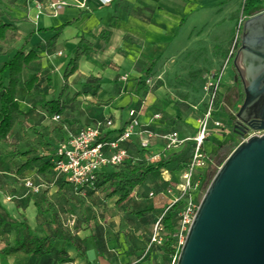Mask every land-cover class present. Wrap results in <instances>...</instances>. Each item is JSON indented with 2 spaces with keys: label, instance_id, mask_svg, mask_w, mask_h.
I'll return each mask as SVG.
<instances>
[{
  "label": "crops",
  "instance_id": "0c3cea01",
  "mask_svg": "<svg viewBox=\"0 0 264 264\" xmlns=\"http://www.w3.org/2000/svg\"><path fill=\"white\" fill-rule=\"evenodd\" d=\"M10 1L23 9L12 8L1 1L6 8V16L13 21L2 19L13 25L16 31L7 35L10 48L0 53V67L12 58L28 37L25 52L33 50L39 57L22 72L23 82L31 75L36 76V82L30 93L24 88H19L17 92L19 108L27 116L20 118L12 130L20 129L15 131V140L22 136L23 128L32 126L28 123L29 118L44 115L43 125L61 126L52 122L51 118L47 120V112L39 106L41 102L46 105L58 99L64 85L63 74L82 36L93 45V51L80 60L78 70L67 81L62 96L66 109L60 115L65 126L76 132L97 120L110 118L114 130H118L128 120L125 110L135 109L141 125L151 123L162 132L176 131L171 130V126L175 118L183 119L182 113L162 108L163 101L158 97L159 85L165 81L167 71L177 68L216 69L227 62L236 37L228 32L234 26L231 24L228 27L229 22L236 12L241 15L242 4V0H111L109 5L100 7L95 0H87L86 3L84 0ZM261 3L264 0H260ZM260 4L253 11L261 8ZM58 5L60 8L56 9ZM38 7L42 14L36 18ZM76 19L74 24L62 31L54 46H45L55 35L53 29ZM103 30L110 31L106 42L98 38ZM147 59H156L148 76L136 71V67L144 69ZM6 77L7 73L4 74V84ZM138 79L144 83L149 81L146 89L136 85ZM153 85L158 87L154 91L151 89ZM155 114L161 115L160 121H153ZM5 145L0 144V147ZM159 147L161 143L156 142L153 150ZM181 154L177 151L172 157L176 159ZM178 159L184 161L185 155ZM0 160H3L1 155ZM141 188L145 186L136 188L126 203L130 207L128 214L156 206L155 203L142 205L138 201L132 202ZM100 194L97 192L88 200L97 199L98 202ZM25 197L24 194L20 199ZM111 199L114 205L115 199ZM133 206L138 209H133ZM160 214L151 212L147 217L130 215L126 230L120 232V216H124L121 212L113 218L114 226L110 232L114 236L109 240L103 225L89 235L79 230L73 232L85 241L83 256L62 241L57 249L67 252L71 259L67 264H169L170 256L163 255L158 246L149 247L148 244L154 231L151 220L154 218L155 223ZM97 243L105 246L106 253L98 252ZM43 262L44 259L22 253L8 255L3 261L0 259V264Z\"/></svg>",
  "mask_w": 264,
  "mask_h": 264
},
{
  "label": "rangeland",
  "instance_id": "374dc122",
  "mask_svg": "<svg viewBox=\"0 0 264 264\" xmlns=\"http://www.w3.org/2000/svg\"><path fill=\"white\" fill-rule=\"evenodd\" d=\"M244 1L245 0H242L241 4V15L239 11L236 12L231 22H229V26L225 24V26L228 27H230L231 24L234 25L231 30H228L232 37H234V35L236 36L239 30V22L243 15ZM0 6V13L3 18L6 19V8L1 3V0ZM260 6L263 7L264 3H261ZM22 30L25 31V28ZM24 43L22 45H24ZM231 62L232 56L230 52L229 60L216 69H173L167 71L165 81L159 85L160 90L158 92V97L163 101L162 108H170L177 114L182 113L183 116V119L175 118L171 130L178 131L181 136H187L194 135L198 129V121L203 116L210 93L209 83L218 78L222 79V85L215 103V120H218L222 125L215 130H211L208 139L204 141L203 150L208 156L209 161L204 171H201L203 177L199 179V188L193 193L194 200L198 204L201 202L207 187L220 166L242 142V138L234 134L232 128L235 120H237L235 117L236 113L243 102V94L241 87L238 88V94L233 93ZM146 85L148 84L146 83ZM156 88L158 87L154 85L151 87L153 91ZM39 107L44 110L46 109L43 102L40 103ZM162 108L160 109L162 110ZM125 111L128 113L127 110ZM46 114L47 120H49L51 115L48 113ZM40 117L43 118L44 116L40 115ZM39 119V117L29 118L28 123L36 125ZM49 126L52 127L53 125L49 124ZM17 130L20 131V129L16 128V130L10 134L9 142H7L5 146L0 147V155L3 156V160H0V185L2 187L0 190V259L2 261L4 258L1 255V251L8 245H14L15 241L18 239L16 224L20 223L23 217L28 220L34 233L39 236L47 235L53 228L51 216L49 214L38 215V206L39 209L42 207L40 194L33 195L31 192H28L23 185L26 180H33L34 173L32 171H27L21 177L16 174L17 168L25 159L14 158L13 145L18 144L20 151L26 150L25 144L21 143L19 139L15 140V131ZM191 145V143L186 144L182 152L183 154L177 156L176 159L171 162V166L167 168L169 171L168 175L165 174L163 177L160 172L149 175L145 188H141L137 196H134L133 203L138 201L142 205L143 203H148L149 205L156 204L153 208L142 210V216L147 217L151 212H155L156 215L160 214V212L166 209L168 205L167 201L177 194L178 191L175 188L181 185L182 180L181 177H177L176 174L181 167L177 170L172 169L177 164L181 165L183 159L179 160L178 158L187 154L192 148ZM108 171H111V169H108ZM197 172H200V170ZM164 179H168L170 182L167 183ZM196 180H198V177H196ZM59 185H63L61 188L65 193H68L67 195L65 194L64 196L62 191L56 195ZM168 185H172L171 194L169 197H163L161 193L169 189V187L166 188ZM67 187H65V183L61 181L58 186L51 185L49 192L52 201L60 211L62 222L65 227L72 232L79 230L89 235V233L92 234L96 232L98 226L103 225L107 229V234L109 235L108 240L112 238L114 236L111 233L114 226L113 218L116 217L117 213L113 208V200L107 197L109 193L108 186L105 185L98 188V192L101 193L98 202H96L97 199L86 200L82 197H75L73 194L70 195L69 187ZM151 189L154 193L153 197L148 196V192L151 191ZM43 190H45V186L42 191ZM24 194L26 195L25 199H20V196ZM80 204H83L85 207V216H81L78 212ZM127 208L130 210L129 206H127ZM140 208L144 207L141 206ZM121 209L123 210V207ZM133 209L136 210L138 208L133 206ZM123 214L125 219H129L127 214ZM151 222L155 224L154 218ZM162 234L164 233L161 232V235ZM56 245V247L59 248V242H57Z\"/></svg>",
  "mask_w": 264,
  "mask_h": 264
},
{
  "label": "trees",
  "instance_id": "16d2710c",
  "mask_svg": "<svg viewBox=\"0 0 264 264\" xmlns=\"http://www.w3.org/2000/svg\"><path fill=\"white\" fill-rule=\"evenodd\" d=\"M8 6L17 9H23L20 6L15 5L10 0H1ZM260 4V0H245L243 5V14H247L253 11V9ZM3 16L0 13V53L3 50L10 48V44L7 38L9 32H15L16 28L13 27L10 23L3 21ZM9 21L13 19L9 16H6ZM79 19V17H78ZM78 19L70 22H66L59 26L58 28L53 29L55 35L46 43V47H52L55 45L58 36L62 31L74 24ZM45 31V30H44ZM31 36V34L29 35ZM91 38L94 36L89 35ZM98 38L104 42L108 41L110 38V31L103 30ZM29 42V37L26 39L24 45L18 48L12 58L8 59L0 67V144H6L8 137L12 133L14 127L18 124L20 118L27 116V113H23L17 101V92L19 88H24L27 93H30L34 83L36 82V76L31 75L28 79L22 81V72L24 69L29 66L31 63L39 60V57L36 52L30 50L25 52L24 48ZM93 51V45L85 39V37H80L79 43L77 45L76 51L73 58L69 61L68 66L63 74L64 85L62 91L57 100L49 101L46 103V112L50 115H62L66 109L64 102L62 101L63 93L67 87V81L70 76H72L78 70V64L84 56H88ZM156 59H147V63L144 65V69L140 70L136 67V71L143 73L145 75H150ZM7 73L6 84H4V74ZM91 79H88L90 81ZM136 85L141 89H146V84L140 79L136 80ZM44 116V115H43ZM36 125L28 127V129L23 128V133L20 138L21 143L25 144L26 150L20 151L18 144L13 145L14 158H24L25 161L17 168L16 174L22 176L27 171H33V177L36 183L45 186L40 194L42 207L39 209L38 206V215L40 214H49L51 216V222L53 228L51 232L47 235L39 236L34 233L33 229L29 225V222L26 218H22L20 223L16 224V230L18 233V239L15 241L14 245H8L1 251V255L5 258L8 255L15 253H22L26 256L44 259L43 264H67L71 262L68 254L63 249H57V242H65L71 245L78 255L83 256L85 251V241L80 240L73 234V232L65 227L62 222L61 214L58 207L52 201L50 197V186L52 185V176H53V165L50 162L51 157L54 154L55 147L58 143H61L64 138V132L58 126H46L42 122L45 120V117H39ZM61 126H65V123L61 121L59 123ZM32 137H31V135ZM123 148L127 149L130 153V158L126 160L122 166L107 171L101 177L98 182L97 189L105 185L108 186L109 193L108 198H114V210L117 213L116 215L123 213L134 216H142L143 211L140 212H130L127 208L126 203L130 199L131 194L136 188L145 186L148 176L160 172L162 168H168L171 165V162L174 161L172 155L168 160H161L157 164H148L144 160V152L139 151L133 142H128L123 144ZM184 150V149H183ZM183 150L179 151L180 153ZM190 151L185 154L184 161L180 164L175 165L172 170H177L188 160ZM139 159V160H138ZM180 165V166H179ZM181 170V169H180ZM61 181L55 183V186H58ZM63 185H59L58 191L56 193H61L65 196L68 193H65L62 190ZM167 188V186H166ZM2 189L0 185V190ZM151 191H153L151 189ZM34 195V194H33ZM38 195V194H36ZM70 195L72 193L70 192ZM69 195V196H70ZM75 196V195H74ZM76 197V196H75ZM74 197V199H75ZM184 205L183 201L176 203L170 210H168L163 218L164 234L163 242L161 245H158L160 252L165 256H170L171 258L177 253V215ZM18 207V206H17ZM123 207V210L121 209ZM78 212L81 216H85V207L83 204H80L78 207ZM130 220L125 219L124 216H120L119 222V231L123 232L126 230V222ZM1 228V224H0ZM97 250L100 254L106 253V248L103 244L97 243ZM154 246V245H152ZM151 246V247H152Z\"/></svg>",
  "mask_w": 264,
  "mask_h": 264
},
{
  "label": "water",
  "instance_id": "95a60500",
  "mask_svg": "<svg viewBox=\"0 0 264 264\" xmlns=\"http://www.w3.org/2000/svg\"><path fill=\"white\" fill-rule=\"evenodd\" d=\"M264 12L243 25V62H264ZM249 85L239 124L264 130V68L246 67ZM234 133L244 139L238 124ZM238 130V131H237ZM175 264H264V135L242 140L218 169L199 203Z\"/></svg>",
  "mask_w": 264,
  "mask_h": 264
},
{
  "label": "built area",
  "instance_id": "2783aa9c",
  "mask_svg": "<svg viewBox=\"0 0 264 264\" xmlns=\"http://www.w3.org/2000/svg\"><path fill=\"white\" fill-rule=\"evenodd\" d=\"M100 7L107 6L111 0H95ZM87 0H84L86 3ZM60 8V5L56 9ZM42 14L41 8H37V15ZM147 84L149 81H145ZM222 79L218 78L209 83L210 93L207 105L202 118L198 121V129L192 136L181 137L177 131L162 132L151 125H141L138 121L137 111L128 110V120L123 126L114 130V123L110 118L97 120L92 125H87L77 130L70 131L66 126H59L64 132L65 138L55 147L50 162L53 165L52 185L63 181L65 187L73 195L88 200L98 192L97 185L103 174L108 169H115L123 165L130 158V153L123 148V144L133 142L135 147L144 152V160L148 164H157L161 160H168L172 154L184 149L186 144L191 143V150L188 160L177 172L182 183L177 186V194L168 200L166 209L158 216L154 224V231L149 240V247L158 246L163 242L164 226L163 218L168 210L176 203L183 201L184 205L177 215V253L170 260L169 264H175L181 246L184 243L186 233L194 219L199 204L194 200L193 193L199 188V179L203 177L202 172L207 167L208 156L203 150L204 141L208 139L211 130L221 127V123L215 120V103L218 97ZM161 115L155 114L153 121H160ZM51 121L59 124L60 115H53ZM264 130H257L252 134H246L244 139L252 136H262ZM242 139V140H244ZM161 143V147L153 150L154 143ZM139 160V159H138ZM200 170V172H197ZM202 171V172H201ZM161 175H168L167 168L160 169ZM35 177V176H33ZM198 177V180H196ZM165 182H170L164 179ZM24 187L28 192L36 195L42 192L44 185L36 183L35 179L26 180ZM166 191L162 192L163 197H169L172 185H168ZM153 197V191L148 193Z\"/></svg>",
  "mask_w": 264,
  "mask_h": 264
},
{
  "label": "flooded vegetation",
  "instance_id": "af4514ba",
  "mask_svg": "<svg viewBox=\"0 0 264 264\" xmlns=\"http://www.w3.org/2000/svg\"><path fill=\"white\" fill-rule=\"evenodd\" d=\"M264 12V6L259 8L258 10H254L250 13L243 14L241 21L239 22V30L237 31V35L234 40V44L232 47L231 51V56H232V62H231V68H232V86H233V93L238 94V88H242V94H243V99H244V88L249 85V82L246 77V67L247 66H252V67H258V68H264V62H261L259 64L256 63H251V62H243V54L238 52L240 45H241V40H242V34H243V25L244 22L250 18L253 15L259 14ZM264 34V31L261 32ZM259 45L260 48L264 47V41H257L256 43ZM239 125L242 129L246 130L245 134H252L256 129H252L250 127L243 126L242 124H239L237 120H235L232 128L234 129L235 125ZM234 131V130H233ZM238 131V130H237ZM237 134L238 136L239 133H234Z\"/></svg>",
  "mask_w": 264,
  "mask_h": 264
}]
</instances>
